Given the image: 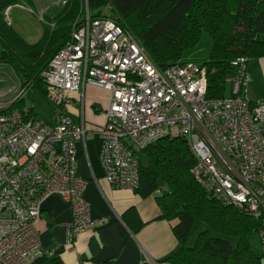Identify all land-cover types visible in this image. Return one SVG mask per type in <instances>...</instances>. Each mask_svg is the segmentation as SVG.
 Masks as SVG:
<instances>
[{"label":"built area","instance_id":"obj_1","mask_svg":"<svg viewBox=\"0 0 264 264\" xmlns=\"http://www.w3.org/2000/svg\"><path fill=\"white\" fill-rule=\"evenodd\" d=\"M64 3V0H62ZM6 24L10 22L6 20ZM247 57L233 61L231 95L206 98V69L192 61L160 69L132 33L107 17L75 20L70 39L43 72L54 122L9 109L22 93L0 99V264H33L52 255L40 246L41 203L57 194L71 207L66 244L106 221L94 219L76 175L75 143L97 134L105 178L115 189L139 185L140 157L150 143L183 136L196 158L195 180L246 214L264 213V98L250 99ZM109 93L105 121L88 127L66 113L69 92L84 86ZM262 244L264 235L259 232ZM264 255V253H263Z\"/></svg>","mask_w":264,"mask_h":264},{"label":"trees","instance_id":"obj_2","mask_svg":"<svg viewBox=\"0 0 264 264\" xmlns=\"http://www.w3.org/2000/svg\"><path fill=\"white\" fill-rule=\"evenodd\" d=\"M20 1L0 0V63L12 69L22 90L9 109H18L29 119L35 113L23 92L32 88L46 95L42 74L70 39L82 0H65L68 6L50 24L43 22L42 35L34 43L3 20V10ZM86 4L91 18H110L132 33L160 69L188 58L204 66L208 99L224 97L226 78L237 71L234 60L264 56V0H86ZM204 34L210 38L209 53L193 59L190 53ZM142 154L146 163L140 161L134 191L153 194L162 181L164 189L156 195L161 218L176 220L178 248L162 264H262V255L252 250L249 238L255 232L264 235V213L250 216L200 185L192 174L196 158L183 136L162 137ZM134 216L132 209L127 210L124 220ZM51 262L57 264L55 259Z\"/></svg>","mask_w":264,"mask_h":264},{"label":"crops","instance_id":"obj_3","mask_svg":"<svg viewBox=\"0 0 264 264\" xmlns=\"http://www.w3.org/2000/svg\"><path fill=\"white\" fill-rule=\"evenodd\" d=\"M246 71L248 97L264 98V56L248 59ZM5 92L0 91V96ZM81 94L85 124L91 128L101 126L105 121L103 111L108 104V91L86 84L80 91L69 92L71 102L66 113L73 122L80 120ZM100 146L97 134L75 143V173L86 180L83 197L89 204L91 217H105L106 221L95 229L80 232L71 244H66L67 226L72 221L71 207L57 194L48 196L41 203L36 231L40 246L53 253L33 264H52V259L57 264H162L178 248L173 233L176 220L161 218L156 202L160 189L141 196L134 190L113 188L105 178ZM131 209L135 216L127 222L124 213ZM249 243L256 254L262 255L264 264L262 241L252 243L249 238Z\"/></svg>","mask_w":264,"mask_h":264},{"label":"rangeland","instance_id":"obj_4","mask_svg":"<svg viewBox=\"0 0 264 264\" xmlns=\"http://www.w3.org/2000/svg\"><path fill=\"white\" fill-rule=\"evenodd\" d=\"M65 4V0L64 3H62V0H21L3 10V20L5 23L8 20L10 22L9 26L14 28L28 43H34L41 37L43 22L50 24L52 19L58 15L61 8L65 9L68 6V4L66 6ZM80 10L81 14L78 13L80 15L77 17L79 18L78 21H81L86 13L89 15L86 0L80 2ZM210 46V38L207 34H204L197 47L190 53L191 58L203 59L207 57ZM191 60L187 59V61ZM13 86H15V91H18L20 89L19 80L8 65L0 63V91H7L0 96V99H10L16 93L12 88ZM230 95L231 84L226 82L224 96L229 97ZM23 96L26 102L30 106H33L35 118L38 121L48 123L54 121V113L58 110V106L46 95L38 90L27 88L24 90ZM140 161L142 164L146 163L144 154L141 155ZM158 185L159 191H163V182L159 180ZM250 240L252 243L253 241L258 242V240L261 242L259 233L255 232L252 234Z\"/></svg>","mask_w":264,"mask_h":264}]
</instances>
